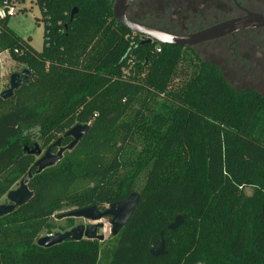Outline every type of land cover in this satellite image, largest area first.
<instances>
[{"label":"trees","instance_id":"obj_1","mask_svg":"<svg viewBox=\"0 0 264 264\" xmlns=\"http://www.w3.org/2000/svg\"><path fill=\"white\" fill-rule=\"evenodd\" d=\"M35 1L42 51L0 19V54L36 76L0 97V202L22 178L33 192L0 218V264H102L104 252L107 264H264V95L235 88L194 48L134 34L117 21L113 0ZM141 1L129 19L181 34L165 16L134 17ZM200 19L187 32L209 26ZM76 125L90 129L37 173L34 140L47 149ZM133 193L139 202L117 236L38 245L55 233L53 217L104 211ZM178 215L184 224L170 230ZM75 226L69 219L64 231ZM162 237L167 253L154 257Z\"/></svg>","mask_w":264,"mask_h":264},{"label":"rangeland","instance_id":"obj_2","mask_svg":"<svg viewBox=\"0 0 264 264\" xmlns=\"http://www.w3.org/2000/svg\"><path fill=\"white\" fill-rule=\"evenodd\" d=\"M114 3L116 0H113ZM214 1V0H213ZM19 12L18 15L10 20L9 26L23 39L30 40L33 48L37 51H42L44 44V22L42 19V13L35 0H18ZM142 0L137 7L141 6L142 12H134V17L141 21H151L153 19H160L161 16H165L169 23L177 25L176 28L183 26L181 34L193 33L188 31L189 26L192 25L195 17L203 18L201 20L204 23H208L209 26H205L202 29L211 27L215 24L231 19L228 6L222 0H216V3H212L211 0ZM209 4V5H207ZM209 6V7H208ZM213 7L216 10H213ZM203 12V14L201 13ZM211 12L214 15L211 18L205 13ZM203 15V17H201ZM237 17L238 12L233 14ZM200 16V17H199ZM191 18V21L189 20ZM211 23V24H210ZM190 24V25H189ZM171 26V25H170ZM179 29V28H178ZM199 31V30H198ZM237 42L225 38L212 42H207L194 47V49L200 54L203 59L212 61L219 65L225 72L231 85L237 89H244L251 87L256 89L264 95V29L252 30L245 32L237 36ZM22 66L13 61L8 52L0 54V94L9 88V79L12 73L22 70ZM42 148V142L34 140ZM45 153L46 148L43 149ZM39 159V157H38ZM37 159V160H38ZM18 185L14 188L17 189ZM249 194L252 190H247ZM8 200L6 196L1 200V204H7ZM109 205L106 207V209ZM69 219L75 221L76 226L95 224L92 221H88L81 218H57L53 217L52 221L57 226L55 233L66 232ZM104 224V228L99 231V234L105 235L107 241L111 237V220L110 217H106L101 221ZM75 226V227H76ZM54 233V234H55ZM47 236L45 233L42 237ZM104 241V242H105ZM105 244V243H104ZM103 244V250L107 247ZM108 263V253L102 257V264Z\"/></svg>","mask_w":264,"mask_h":264},{"label":"water","instance_id":"obj_3","mask_svg":"<svg viewBox=\"0 0 264 264\" xmlns=\"http://www.w3.org/2000/svg\"><path fill=\"white\" fill-rule=\"evenodd\" d=\"M136 0H116L114 3V15L118 22L128 28L134 34L143 35L149 38L150 42H156L160 45L182 47V48H194L198 45L219 40L225 37L234 36L237 33L264 29V14L258 12L246 11L245 14L225 20L211 27L199 30L197 32L188 34H176L167 32L161 28L141 24L128 18L127 13L129 8ZM236 6L240 7V3L237 0H232ZM75 12L73 13V15ZM32 79H36L35 74L27 67L22 68L18 72L11 74L9 79V88L0 94V97L4 100L10 99L15 94V91L20 89L24 85L31 83ZM89 125H76L66 132V134L59 138L54 144L48 147L44 155L41 147L36 144L32 153H37L41 156L35 163L37 173H41L44 170L55 166L64 157L66 151H72L80 142V140L89 131ZM71 137L73 141L70 145L62 147V140L64 137ZM60 147L56 154L52 153V150ZM28 150V148H26ZM30 178L32 174L29 175ZM33 197V192L30 190L27 182L22 180L20 186L17 189L11 190L6 198L7 204L0 205V218L12 213L18 207L25 205ZM140 195L137 193L131 194L127 199L113 203L109 207L102 211L97 207H90L81 210H74L69 213V217L82 218L88 221H92L95 224L79 225L66 232H57L52 235H47L39 238L38 245L43 248H52L56 245L62 244L66 240L81 241L97 240L104 242L106 236L99 234V231L104 228V224L101 222L106 217H111V234L117 236L120 231L130 221L136 206L139 202ZM185 222L183 215H178L175 221L169 226L170 230H177ZM164 233H162V236ZM150 253L154 257L165 255V241L162 237L160 246H152Z\"/></svg>","mask_w":264,"mask_h":264},{"label":"flooded vegetation","instance_id":"obj_4","mask_svg":"<svg viewBox=\"0 0 264 264\" xmlns=\"http://www.w3.org/2000/svg\"><path fill=\"white\" fill-rule=\"evenodd\" d=\"M137 1V0H136ZM135 1V2H136ZM134 2V3H135ZM233 2V1H232ZM133 3V4H134ZM234 3V2H233ZM132 4V5H133ZM234 5L236 6V4L234 3ZM236 8L238 9V16H241L243 14H245L246 11H251V12H258V13H263L264 14V0H240V7L236 6ZM130 9V8H129ZM138 11H137V14L138 12H142V8L141 7H138L137 8ZM231 18H235V16L231 17ZM262 30V29H261ZM249 31H252V30H249ZM254 31V30H253ZM245 32H248V31H244V32H240V33H237L235 34L234 36H229V37H225V38H228L230 40H232L234 43L237 42V36L241 35V34H244ZM225 38H222V39H225ZM62 147H65L63 144H62ZM48 149V148H47ZM46 149V150H47ZM60 149V147H57L55 149L52 150V153L53 154H56L58 152V150ZM44 155V153L42 154ZM41 155V156H42ZM39 156V158L41 157ZM82 219V218H81ZM88 225V224H86Z\"/></svg>","mask_w":264,"mask_h":264},{"label":"built area","instance_id":"obj_5","mask_svg":"<svg viewBox=\"0 0 264 264\" xmlns=\"http://www.w3.org/2000/svg\"><path fill=\"white\" fill-rule=\"evenodd\" d=\"M18 0H0V19H13L18 15Z\"/></svg>","mask_w":264,"mask_h":264}]
</instances>
